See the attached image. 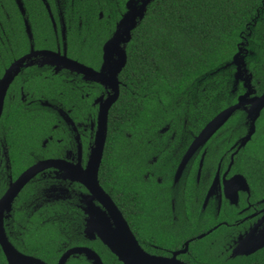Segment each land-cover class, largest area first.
<instances>
[{
	"label": "flooded vegetation",
	"instance_id": "flooded-vegetation-1",
	"mask_svg": "<svg viewBox=\"0 0 264 264\" xmlns=\"http://www.w3.org/2000/svg\"><path fill=\"white\" fill-rule=\"evenodd\" d=\"M74 2L0 0V264L139 262L136 255L124 256L123 250H134L132 238L144 254L174 264H264V245L252 249L264 232V169L246 161L241 164L247 167H235L246 160L264 109L245 146L240 144L249 130V105L184 161L204 127L246 93L234 74L235 102L199 130L187 121L171 131L163 126L143 139V152L125 155L120 164L126 185H117L113 172L118 155H106L104 148L96 179L105 196L85 184L100 112L113 85L45 53L99 72L104 55L117 61L116 50L106 47L117 23L103 42L88 40L81 33L86 10L67 8ZM128 43H120L126 63ZM126 63L118 74V97L107 111L106 136L125 87L120 75ZM251 84L254 92L246 100L264 94L257 93L253 78ZM38 165L17 191L15 183Z\"/></svg>",
	"mask_w": 264,
	"mask_h": 264
},
{
	"label": "trees",
	"instance_id": "trees-1",
	"mask_svg": "<svg viewBox=\"0 0 264 264\" xmlns=\"http://www.w3.org/2000/svg\"><path fill=\"white\" fill-rule=\"evenodd\" d=\"M128 1L75 0L67 8L85 9L88 22L81 33L103 42L126 13ZM242 42L249 54L246 67L260 93L264 91V0H150L131 31L127 63L120 75L125 87L118 108L108 118L104 153L118 155L119 165L113 168L117 185H126L120 163L129 152H143L145 137L163 126L174 130L183 121L199 130L235 102L230 63ZM242 91L239 86L238 93ZM131 145L135 151L129 150ZM245 153L246 160L236 161V168L264 169V110ZM244 161L247 166L241 164Z\"/></svg>",
	"mask_w": 264,
	"mask_h": 264
},
{
	"label": "water",
	"instance_id": "water-1",
	"mask_svg": "<svg viewBox=\"0 0 264 264\" xmlns=\"http://www.w3.org/2000/svg\"><path fill=\"white\" fill-rule=\"evenodd\" d=\"M136 2H138L137 5L135 4ZM149 2L150 0H129L127 2L126 4L127 11L122 16L121 20L117 23V29L114 35L108 41L106 45V47L108 48L110 47L116 50L117 61H110V57H108L107 55H104V63H103L102 69L99 72H96L92 70L91 68H88L82 65H76L72 63L71 61H67L66 59H64V57H61V59H59L58 55H55L52 53H45L54 61L58 60L61 62H69V65L76 66L78 72L85 74L89 79L93 81H96L103 85H105V83L109 85H113L114 94L109 98L107 103L103 105V108L100 112L99 132L96 136L95 148L93 149V152H92L93 156L88 166L89 167L88 174H89L90 179L87 181V183H85L88 187L91 188L92 191L98 193L97 195L99 196L102 193V190L99 188L96 177H97V171H98V167L101 161L104 143H105L107 111L110 105L114 103L118 97V84H119L118 74L126 63V55H125L124 50L120 49V43L124 44L130 41L131 31H133V29L137 26L138 22L143 18L144 13L146 11V7L149 4ZM240 53L241 51H240V48L238 47V51L234 55L233 60L230 63L231 65H236L237 63L244 62L243 61L244 56L240 58L239 62L237 61L239 59ZM23 59L24 58L16 61L7 70L6 76H5L6 78H9V76H11V74L15 70L18 69ZM246 71H248L247 67H246ZM248 73H249L248 78L244 79L247 83L243 84V87L246 89V93L238 98V101L235 105L228 107L225 110L221 111L204 127V129L199 133L198 137L194 140L189 150L187 151L184 161H186V159L193 153L194 150H196V148L199 145L203 144L209 137H211L217 131V129L221 127L235 111L241 109L245 105H249L247 109L245 108V111L247 114V119L250 121V125H249V130H248L246 137L242 140L240 144L241 147L245 146L246 142L254 134L255 122L260 116L261 111L264 109V94H262L260 97H253L250 100H246V98L254 92L252 89V84H251L252 74L249 71ZM240 75L241 73H239L238 71L234 74L235 82H237V80L240 78ZM41 168L42 166L40 165L34 166L31 169H29L26 173H24V175L14 185L17 188V191L36 173L38 169H41ZM102 194L105 196L104 193ZM10 197H12V194L7 195L6 199ZM261 237L262 238L258 240L257 242L258 244L252 248L253 250L264 245V232ZM132 240L134 242L133 243L134 250L132 248L123 250V252L125 253L124 256L129 257L131 255H136L140 259H139V262L127 261L126 264H174L173 259L166 260L162 258L161 259L154 258V257L144 254L142 250L137 246L133 238ZM127 242L128 244L130 243L129 238H127Z\"/></svg>",
	"mask_w": 264,
	"mask_h": 264
},
{
	"label": "rangeland",
	"instance_id": "rangeland-1",
	"mask_svg": "<svg viewBox=\"0 0 264 264\" xmlns=\"http://www.w3.org/2000/svg\"><path fill=\"white\" fill-rule=\"evenodd\" d=\"M136 5L138 4V2H136L135 3ZM247 44L245 43V42H242L241 44H240V46H239V48H240V51H241V53H240V56H239V59L237 60L238 62L240 61V58L242 57V56H244V59H243V63H237L236 65H237V67H236V65H232V66H234V74L238 71L239 73H241V75H240V79L242 80V84H246L247 82L244 80L245 78L247 79L248 78V71H246V67H245V65H246V57L248 56L249 57V54H248V51H247V49L245 48V46H246ZM251 56V55H250ZM238 81V80H237ZM236 83V82H235Z\"/></svg>",
	"mask_w": 264,
	"mask_h": 264
}]
</instances>
